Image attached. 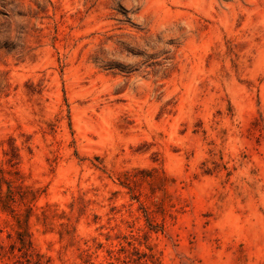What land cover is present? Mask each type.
<instances>
[{"label":"rangeland","instance_id":"1","mask_svg":"<svg viewBox=\"0 0 264 264\" xmlns=\"http://www.w3.org/2000/svg\"><path fill=\"white\" fill-rule=\"evenodd\" d=\"M0 264H264V0H0Z\"/></svg>","mask_w":264,"mask_h":264}]
</instances>
